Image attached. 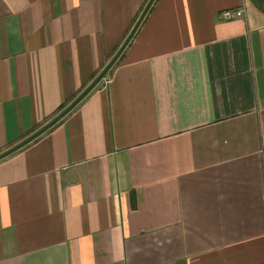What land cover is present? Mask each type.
Returning a JSON list of instances; mask_svg holds the SVG:
<instances>
[{
	"label": "crops",
	"instance_id": "crops-1",
	"mask_svg": "<svg viewBox=\"0 0 264 264\" xmlns=\"http://www.w3.org/2000/svg\"><path fill=\"white\" fill-rule=\"evenodd\" d=\"M148 2L0 0V155ZM119 58L0 160V264H264V0H155Z\"/></svg>",
	"mask_w": 264,
	"mask_h": 264
},
{
	"label": "water",
	"instance_id": "water-1",
	"mask_svg": "<svg viewBox=\"0 0 264 264\" xmlns=\"http://www.w3.org/2000/svg\"><path fill=\"white\" fill-rule=\"evenodd\" d=\"M155 0H149L147 6L145 7L144 11L142 12L140 18L136 22L135 26L133 27L132 31L130 32L129 36L123 43V45L120 47L119 51L115 55V57L110 61V63L107 65V67L102 71V73L93 81V83L73 102L71 105H69L62 113H60L55 119H53L50 123L45 125L42 129L34 133L32 136H30L28 139L24 140L20 144L16 145L15 147L9 149L5 153L0 155V160L8 157L9 155L13 154L14 152L20 150L27 144L31 143L33 140L37 139L39 136H41L44 132H46L49 128L54 126L57 122H59L62 118H64L73 108L77 106L78 103H80L108 74V72L111 70V68L114 66V64L117 62L119 57L122 55L126 47L129 45L131 40L133 39L134 35L136 34L137 30L139 29L141 23L145 19L147 13L149 12L151 6Z\"/></svg>",
	"mask_w": 264,
	"mask_h": 264
},
{
	"label": "built area",
	"instance_id": "built-area-1",
	"mask_svg": "<svg viewBox=\"0 0 264 264\" xmlns=\"http://www.w3.org/2000/svg\"><path fill=\"white\" fill-rule=\"evenodd\" d=\"M245 16H246V12L244 8L225 10L219 13V17L224 21L244 18Z\"/></svg>",
	"mask_w": 264,
	"mask_h": 264
},
{
	"label": "trees",
	"instance_id": "trees-1",
	"mask_svg": "<svg viewBox=\"0 0 264 264\" xmlns=\"http://www.w3.org/2000/svg\"><path fill=\"white\" fill-rule=\"evenodd\" d=\"M119 59H120V58H119ZM118 61H119V60H118ZM118 61H117L114 65H116V64L118 63ZM106 77H107V76H106ZM78 104H79V103H78ZM78 104H77V105H78ZM67 107H68V106H66V107H62L61 110H60V112H63ZM73 109H74V108H73ZM73 109H72V110H73ZM72 110H71V111H72ZM71 111H70V112H71ZM52 127H53V126H52ZM52 127H51V128H52ZM51 128H49L48 130H50ZM35 140H36V139H35ZM35 140H33V141H35ZM27 145H28V144H27ZM27 145H26V146H27Z\"/></svg>",
	"mask_w": 264,
	"mask_h": 264
},
{
	"label": "bare ground",
	"instance_id": "bare-ground-1",
	"mask_svg": "<svg viewBox=\"0 0 264 264\" xmlns=\"http://www.w3.org/2000/svg\"><path fill=\"white\" fill-rule=\"evenodd\" d=\"M106 76H107V75H106ZM105 78H106V77H105ZM105 78H104V79H105ZM61 113H62V112H61Z\"/></svg>",
	"mask_w": 264,
	"mask_h": 264
}]
</instances>
